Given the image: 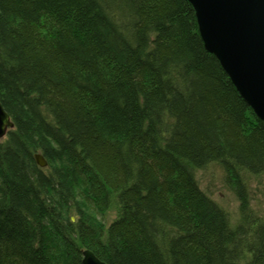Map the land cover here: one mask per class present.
Here are the masks:
<instances>
[{
    "label": "trees",
    "instance_id": "16d2710c",
    "mask_svg": "<svg viewBox=\"0 0 264 264\" xmlns=\"http://www.w3.org/2000/svg\"><path fill=\"white\" fill-rule=\"evenodd\" d=\"M0 102V264H264V120L190 0H0Z\"/></svg>",
    "mask_w": 264,
    "mask_h": 264
},
{
    "label": "water",
    "instance_id": "95a60500",
    "mask_svg": "<svg viewBox=\"0 0 264 264\" xmlns=\"http://www.w3.org/2000/svg\"><path fill=\"white\" fill-rule=\"evenodd\" d=\"M208 50L214 52L240 93L264 120V0H190ZM0 102V139L13 128ZM34 158L48 162L41 152ZM83 264H106L89 248Z\"/></svg>",
    "mask_w": 264,
    "mask_h": 264
},
{
    "label": "rangeland",
    "instance_id": "374dc122",
    "mask_svg": "<svg viewBox=\"0 0 264 264\" xmlns=\"http://www.w3.org/2000/svg\"><path fill=\"white\" fill-rule=\"evenodd\" d=\"M200 184L210 195L216 199L219 204L228 208L231 215L234 216L238 210L236 196L225 187L223 183V172L219 166L214 165L198 171Z\"/></svg>",
    "mask_w": 264,
    "mask_h": 264
},
{
    "label": "bare ground",
    "instance_id": "6f19581e",
    "mask_svg": "<svg viewBox=\"0 0 264 264\" xmlns=\"http://www.w3.org/2000/svg\"><path fill=\"white\" fill-rule=\"evenodd\" d=\"M13 127H14V126H13ZM10 129H12V128H10ZM10 129H9V130H10ZM9 130H8V131H9ZM7 133H8V132H7ZM3 137H4V136H3ZM199 170H202V169H197V170H196L195 173H197V175H198V171H199Z\"/></svg>",
    "mask_w": 264,
    "mask_h": 264
}]
</instances>
